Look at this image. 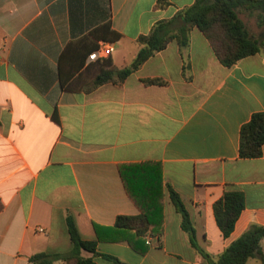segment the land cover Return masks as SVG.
<instances>
[{"label": "crops", "instance_id": "1", "mask_svg": "<svg viewBox=\"0 0 264 264\" xmlns=\"http://www.w3.org/2000/svg\"><path fill=\"white\" fill-rule=\"evenodd\" d=\"M158 1L0 0V264L71 252L68 218L98 254L123 264H206L169 187L214 261L252 226L264 228V147L260 158L240 157L243 126L264 114V51L228 68L193 28L188 46L171 42L124 81L93 87L106 62L129 68L140 37L196 3L169 0L160 9ZM113 31L122 35L116 43ZM102 44L114 53L90 61ZM146 162L162 165L166 196L163 232L145 238L142 255L130 243L143 248L136 234L115 226L141 214L120 169ZM231 192L244 195L245 208L224 238L214 206Z\"/></svg>", "mask_w": 264, "mask_h": 264}, {"label": "trees", "instance_id": "2", "mask_svg": "<svg viewBox=\"0 0 264 264\" xmlns=\"http://www.w3.org/2000/svg\"><path fill=\"white\" fill-rule=\"evenodd\" d=\"M169 0H159L158 8L165 9ZM264 11V0H196V3L168 21L158 22L151 33L139 39L141 50L133 64L124 70H116L106 62V69L96 78L93 87H99L114 82L115 77L124 81L139 70L142 65L158 52L165 50L171 42H177L180 47L188 46L190 32L193 28L200 30L209 40L214 53L220 62L230 68L242 59L254 56L261 51V46L249 33L245 23L239 17L238 10ZM177 21H184L186 26L175 29ZM111 32V27H108ZM112 43L122 39V35L113 31ZM148 85H162L161 80H147ZM57 121V118L54 117ZM264 147V114H255L251 121L244 125L241 131L240 157L242 159H257L262 157ZM126 190L141 214L136 217H119L115 228L132 231L143 248L130 241L132 248L142 254L148 250L145 238L150 234L161 235L164 223V199L166 196L163 167L160 163L146 162L123 165L120 169ZM170 199L176 210L182 216V228L189 235L191 244L206 260V264H248L251 259H259L264 264V228L252 226L240 239L234 242L224 254L214 261L200 249L197 243L196 230L191 216L179 194L168 188ZM245 198L242 193H227L215 206L217 224L224 236L233 233L243 209ZM68 231L73 249L67 254L42 253L31 258L32 264H55L63 261L66 264H96L92 258H84L82 252L101 256L116 264H123L118 259L97 253V242L85 241L81 238L72 218H68ZM99 226L95 230L99 240Z\"/></svg>", "mask_w": 264, "mask_h": 264}, {"label": "rangeland", "instance_id": "3", "mask_svg": "<svg viewBox=\"0 0 264 264\" xmlns=\"http://www.w3.org/2000/svg\"><path fill=\"white\" fill-rule=\"evenodd\" d=\"M238 13L250 35L259 42L261 51H264V11L251 12L242 8Z\"/></svg>", "mask_w": 264, "mask_h": 264}, {"label": "built area", "instance_id": "4", "mask_svg": "<svg viewBox=\"0 0 264 264\" xmlns=\"http://www.w3.org/2000/svg\"><path fill=\"white\" fill-rule=\"evenodd\" d=\"M114 51L115 49L112 44H102V46L90 56V61H105L114 53ZM39 232L43 233L44 230L40 229ZM148 244L150 243L148 242Z\"/></svg>", "mask_w": 264, "mask_h": 264}]
</instances>
